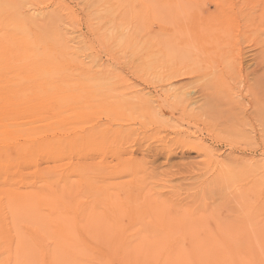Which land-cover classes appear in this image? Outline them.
I'll return each instance as SVG.
<instances>
[{
    "label": "rangeland",
    "instance_id": "1",
    "mask_svg": "<svg viewBox=\"0 0 264 264\" xmlns=\"http://www.w3.org/2000/svg\"><path fill=\"white\" fill-rule=\"evenodd\" d=\"M0 1V48L13 46L20 8L35 32L61 26L71 45L40 93L49 99L9 100L25 115L6 110L19 151L7 149L0 178V264H101L103 248L121 264L142 240L134 264L148 252L142 264H193L223 241L232 256L214 264H264V0ZM152 244L169 254L151 259Z\"/></svg>",
    "mask_w": 264,
    "mask_h": 264
},
{
    "label": "bare ground",
    "instance_id": "2",
    "mask_svg": "<svg viewBox=\"0 0 264 264\" xmlns=\"http://www.w3.org/2000/svg\"><path fill=\"white\" fill-rule=\"evenodd\" d=\"M221 2H222V0H220ZM219 1V2H220ZM226 2V0H223V2L222 3H225ZM245 2V1H244ZM260 2H261V0H260ZM228 3V2H227ZM231 3V2H230ZM257 3V2H256ZM238 4H239V2H238ZM241 4H243V3H241ZM241 4H239V5H241ZM250 4V3H249ZM225 5V4H224ZM223 5V6H224ZM247 5V4H246ZM256 5V4H255ZM222 6V5H221ZM221 6L219 7V9L221 8ZM232 7V6H231ZM241 7H242V5H241ZM6 7H5V5L3 4V2L2 1H0V11H4V10H6L5 9ZM224 8V7H223ZM229 8V7H228ZM221 11V10H220ZM247 11V10H246ZM32 11L30 10V12L29 11H26L25 10V8H20V9H16L15 10V15H16V20H17V26H16V30H15V32L14 33H12V38H14V41H13V46L12 47H10L9 49H5L4 47L3 48H0V178H5V176L3 175L4 173V171H3V165L4 164H7L9 161H10V159H9V157L11 156V155H13V154H11L10 152H13V149H15V152L19 149L18 148V146L17 147H14V145L13 146H9L8 145V143H7V139H9V135L11 134V133H13L14 132V122H12V121H10V122H8L7 121V119H6V110H7V108H9L10 109V111L12 110L11 108H13L14 110H16L15 108L16 107H18L19 105L21 106V104L19 103V102H16V101H13L12 103L11 102H9V100H11V99H20V98H22V99H38V98H50V94L48 93L47 95H45L48 91H49V84H50V75H51V71H50V69H52L54 66V64H57V63H59L61 60H62V58H61V55H62V53H65V50H67L68 48H70L71 47V45H70V43H69V41H68V39H67V36H65V34H64V32L65 31H63V27H61V26H58V27H56V28H54L53 30H51L52 31V33H50L49 35H48V33H43V32H35L34 31V29L32 28L33 27V18H31L29 15H31V14H33V12L31 13ZM222 12V11H221ZM230 12V11H229ZM28 13H29V15H28ZM224 13V12H223ZM239 13V12H238ZM241 13V12H240ZM245 15H246V13L247 12H243ZM243 13L242 14H239L238 16L240 17V18H242L243 17ZM220 14V13H219ZM226 14H227V12H226ZM231 14H233V12H231ZM231 14H229L230 16H232ZM237 15V14H236ZM32 16V15H31ZM214 16V15H213ZM220 16H222V15H220ZM233 16H234V14H233ZM237 16V17H238ZM250 16V15H249ZM249 16H247V17H249ZM254 16V15H253ZM222 17H224V16H222ZM221 17V18H222ZM226 17V16H225ZM246 17V16H245ZM251 17V16H250ZM220 18V17H219ZM220 18V19H221ZM229 18V19H228ZM217 19V18H216ZM223 19V18H222ZM252 19L253 18H251V20H249V22H251V23H253L251 26L252 27H254V22L252 21ZM234 20V19H233ZM238 20H239V18H238ZM254 20V19H253ZM224 21V22H223ZM223 21H222V23H224L223 24V26L225 27L226 25L227 26H229V23L232 21V18L231 17H228L227 16V19H223ZM236 21H237V19H236ZM246 20H243L242 21V23L243 22H245ZM248 21V20H247ZM210 22V21H209ZM208 22V23H209ZM238 22V21H237ZM36 24H38V22H36ZM213 24H215V23H213ZM243 24H245L246 25V23H243ZM40 25V24H39ZM214 26V25H213ZM217 27H219L218 25H216ZM241 26V25H240ZM244 26V25H243ZM246 26H248V25H246ZM250 26V25H249ZM249 26H248V28L247 29H249ZM250 26V27H251ZM201 28H202V26H200ZM206 27V26H205ZM36 28V27H35ZM63 28V29H62ZM207 28H209L208 26H207ZM210 28H213V29H215V27H210ZM33 29V30H32ZM37 30H39L38 29V27L36 28ZM220 29H221V26H220ZM250 30V29H249ZM254 30V29H253ZM41 31V30H40ZM223 31V30H222ZM227 31V29H225V31L224 32H226ZM255 31V30H254ZM253 31V32H254ZM245 32H246V29H245ZM255 33V32H254ZM211 34H213V33H211ZM210 35V34H209ZM216 35V34H215ZM213 37H216V36H213ZM210 38V37H209ZM217 38V40H218V37H216ZM3 39H5L4 37H0V41L1 40H3ZM213 39H215V38H213ZM212 39V40H213ZM221 40V39H220ZM219 40V41H220ZM218 41V42H219ZM217 42V41H216ZM17 54H21L19 57H22V59L24 60V62L23 63H19L18 61H19V57L17 58ZM43 87H45L46 88V93L44 94V95H41L40 93H41V91H43ZM180 94V93H179ZM179 94H177V95H179ZM184 96H182V97H185V93L183 94ZM19 99H18V101H19ZM31 100V101H32ZM39 100V99H38ZM12 101V100H11ZM20 101H22V100H20ZM36 102H37V100H35ZM44 101V100H43ZM26 103H27V101H25ZM34 102V101H33ZM41 102V101H40ZM50 102V101H49ZM23 103V102H22ZM25 103V104H26ZM51 103V102H50ZM31 104V103H30ZM32 105H33V103H32ZM45 105H47V104H45ZM25 106V105H24ZM31 106V105H30ZM39 105H36V107L37 108H39L38 107ZM15 107V108H14ZM22 107V106H21ZM20 107V108H21ZM32 107V106H31ZM42 107V106H41ZM40 107V108H41ZM43 107H45V106H43ZM33 108H35V107H33ZM49 108H51V107H48V110H49ZM25 109H26V106H25ZM24 109V110H25ZM43 109H45V108H43ZM47 110V109H46ZM8 111V110H7ZM19 111V110H18ZM13 112V111H11V113L13 112V113H18V114H16V115H14L13 113V118H15L14 116H16V118L17 117H19L20 115H25L23 112H27V111H23L22 113L23 114H20L19 115V112ZM33 111V110H32ZM39 111H40V109H39ZM43 111V110H42ZM45 111V110H44ZM43 111V112H44ZM51 111V110H50ZM9 112V111H8ZM30 112V111H29ZM36 112V111H35ZM43 112H42V114H43ZM11 113H9L8 114V116H10L11 115ZM46 113V112H45ZM45 113H44V115H45ZM40 115H41V112L39 113ZM46 114H48L49 115V111H48V113H46ZM52 114H53V112H52ZM27 115V114H26ZM28 116V115H27ZM36 116H37V114H36ZM50 116V115H49ZM48 116V117H49ZM21 118H22V116H20ZM50 117H52V116H50ZM53 118V117H52ZM51 119V118H50ZM17 120L19 121V119L17 118ZM16 120V121H17ZM21 120V119H20ZM29 120V119H28ZM44 122H48V120L47 121H44ZM52 122H53V120H52ZM35 123V122H34ZM36 123H38V121H36ZM34 124L35 126H37L38 128H39V126L37 125V124ZM19 125H20V123H19ZM19 125H16V127L17 126H19ZM25 125V124H24ZM28 125H29V123H27V128H28ZM31 125V124H30ZM41 125V124H40ZM45 125V124H44ZM49 125V124H48ZM32 126V125H31ZM26 128V127H25ZM25 128H23V127H20V129H18V130H20V131H22V129H25ZM40 129H42V128H40ZM39 129V136H42L41 134H43V133H41V131L43 132L44 130H40ZM46 129V128H45ZM51 129V128H50ZM35 130H38L37 128L35 129ZM47 130V129H46ZM19 131V132H20ZM25 131V130H24ZM24 131H22L23 133H24ZM26 132H28V131H26ZM51 131L49 130V133H50ZM41 133V134H40ZM45 133V132H44ZM17 134H18V132H17ZM30 134V133H29ZM45 134H47V133H45ZM12 135V134H11ZM24 135V134H23ZM26 135V134H25ZM24 135V136H25ZM33 135V134H32ZM37 135V134H36ZM36 135H35V137H36ZM37 135V136H38ZM13 136V135H12ZM15 136V138H16V136H18V135H14ZM13 136V137H14ZM6 137H8L7 139H6ZM31 137V136H30ZM36 139V138H35ZM38 139V138H37ZM43 139V138H42ZM42 139H40L41 141H42ZM18 140V139H17ZM44 140V139H43ZM11 141V143L13 142V140H10ZM15 141V140H14ZM21 141V140H20ZM46 141V140H45ZM29 142V141H28ZM27 142V143H28ZM44 142V141H43ZM43 142H41L40 144H41V146L42 145H44L43 144ZM51 142H53V140L52 141H50V146H52L53 147V145L54 144H52ZM189 142V141H188ZM195 142V141H194ZM35 143V146L37 147L38 145H37V143H39V142H34ZM194 144H196V143H194ZM18 145V144H17ZM21 145V144H20ZM26 146V145H25ZM24 146V147H25ZM28 146H29V144H28ZM32 146H33V144H32ZM31 146V147H32ZM192 146V145H191ZM9 147V148H8ZM21 147V146H20ZM27 147V146H26ZM39 147V146H38ZM50 148L49 146H48V148H50V149H48L49 150V152L51 153V155H52V151H53V148ZM189 147V146H188ZM18 148V149H17ZM23 148V147H22ZM46 148H47V146H46ZM194 148V147H193ZM192 148V149H193ZM7 149H11L10 150V152L8 151L7 152ZM26 149V148H25ZM39 149V148H38ZM41 149V148H40ZM42 149H44L45 150V152H48V151H46V149H45V146H44V148H43V146H42ZM51 149H52V151H51ZM32 150V149H31ZM19 151V150H18ZM18 151H17V153H18ZM24 151H26V152H30V150H24L23 149V152ZM36 151H38V150H35V155L34 156H36V153H38V152H36ZM33 153H34V149H33V151H32ZM31 152V153H32ZM131 152H133L132 150H131ZM22 153V150H21V152H20V154ZM31 153L28 155V157L31 155ZM9 154H11V155H9ZM9 157H8V156ZM13 156H15V154L13 155ZM18 155L16 154V158L15 159H17L18 157H17ZM34 156H33V158H34ZM41 156H42V154H41ZM41 156H40V158H41ZM45 156H47V155H45ZM31 157H32V155H31ZM38 157V156H37ZM48 157V156H47ZM51 157V156H50ZM7 158L9 159V161L7 162ZM20 158V157H19ZM30 158V157H29ZM28 158V159H29ZM32 158H30L29 160H31ZM35 159V158H34ZM33 159V160H34ZM12 160V159H11ZM17 161H19L20 162V159H17ZM17 161H14V163L16 162V163H18ZM25 161V160H24ZM35 161V160H34ZM36 161H37V159H36ZM6 162V163H5ZM12 163H13V160L11 161ZM39 161H37V163H38ZM35 163V162H34ZM36 163V164H37ZM9 164V163H8ZM35 165V164H34ZM33 165V167H37V166H34ZM13 167L15 166V164L14 165H12ZM6 167V166H5ZM10 168H11V166H10ZM17 168H18V165H17ZM16 168V169H17ZM20 169H22V168H20ZM35 169V168H34ZM37 169L39 170V168L37 167ZM36 169V170H37ZM9 170V169H8ZM27 171L29 170V168L28 169H26ZM25 170V171H26ZM38 170L36 171V174L38 173V175H41L43 172L42 171H40V172H38ZM23 171V170H22ZM21 171V172H22ZM11 172H14V170H12ZM10 172V173H11ZM29 172H32L31 171V167H30V171H28V174H29ZM33 172H34V170H33ZM32 172V173H33ZM42 172V173H41ZM41 173V174H40ZM15 174V173H14ZM21 174V173H20ZM36 174H32L33 176L35 175V177H36ZM45 175V174H44ZM9 176V175H8ZM12 176H13V174H12ZM16 176H17V174H16ZM24 176H25V174H24ZM23 176V173H22V177H24ZM42 176H43V174H42ZM41 176V177H42ZM10 177V176H9ZM17 177H20V175L19 176H17ZM21 177V178H22ZM34 177V178H35ZM40 177V176H39ZM40 177V178H41ZM45 177V176H44ZM25 178V177H24ZM24 178H22V181H23V179ZM29 178V177H28ZM38 178V177H37ZM36 178V179H37ZM6 179V178H5ZM9 179H11L10 181L13 183L14 181H15V177H14V179L12 178V177H10ZM19 179V178H18ZM30 179H32V176H30ZM35 179V180H36ZM39 179V178H38ZM12 180H14V181H12ZM27 180V179H26ZM33 180V179H32ZM1 181H2V179H1ZM9 181V182H10ZM4 182V181H3ZM7 182V181H6ZM19 182H20V180H19ZM16 184V183H15ZM0 185L2 186L3 185V183H0ZM14 185V184H13ZM4 186V185H3ZM2 186V187H3ZM7 186V185H6ZM9 186V185H8ZM7 186V187H8ZM15 186V185H14ZM23 186V185H22ZM1 187V188H2ZM17 188H19V186H18V184H17V186H16ZM21 187V186H20ZM1 188H0V190H1ZM11 188H12V185H11ZM15 188V187H14ZM13 190V189H12ZM19 190V189H18ZM30 190V189H29ZM29 190H26L27 192H29ZM2 191V190H1ZM25 192V191H24ZM4 193V192H3ZM6 193V192H5ZM9 193V192H8ZM11 193V192H10ZM9 193V194H10ZM13 193V192H12ZM11 193V195L12 196H15V195H13ZM15 193H16V191H15ZM31 193V192H30ZM7 194V193H6ZM17 194H18V191H17ZM8 195V194H7ZM10 195V196H11ZM24 195V194H23ZM28 196V195H27ZM16 197H19V195H17ZM22 197V196H21ZM24 197H25V195H24ZM23 198V197H22ZM27 198V197H26ZM25 198V199H26ZM31 198V197H30ZM30 198L28 197L27 199H29L30 200ZM26 201V200H25ZM30 202V201H29ZM32 204L31 205H33L34 203L33 202H31ZM121 228H123L124 229V227H121ZM120 227L119 228H117V229H121ZM123 229H122V231H123ZM119 230H117L118 232H119ZM126 230H128V229H126ZM121 231V230H120ZM123 233H124V231H123ZM127 233V232H126ZM125 233V234H126ZM117 234V233H116ZM118 234H120V233H118ZM118 234L116 235V236H118ZM128 234V233H127ZM126 234V235H127ZM130 234V233H129ZM128 234V235H129ZM122 235H124V234H122ZM125 235V236H126ZM138 235H140L139 233H138ZM135 236V235H134ZM121 237H123V236H121ZM118 238V237H117ZM130 238V237H129ZM124 238H122V240H123ZM143 239H145V238H143ZM118 240V239H117ZM120 240V239H119ZM127 240H129V239H127ZM145 240H148L149 241V239H145ZM160 240V239H159ZM214 240V239H213ZM113 241H115V239L113 240ZM121 241H119V243H120ZM123 242H124V240H123ZM132 241L130 240V242H127V241H125V244L123 243V245H125L126 246V244H128V243H131ZM135 242V241H134ZM164 242H166V241H163V243ZM174 242V241H173ZM224 242V241H223ZM223 242H220L221 243V245H219V248H224L223 249V251H222V253L221 254H225V256L224 255H221V254H219V256L218 255H216V253L218 254V251L216 252V253H214V251H212L211 252V250L212 249H210V254L211 253H213V254H211V255H209L208 254V251L206 250V254H205V257L204 256H199L197 253H195L196 255H197V257H199V260H200V262H204L203 264H214L213 262H212V260L214 261H218V262H220V261H222L221 259L223 258V260H225V257H226V259L228 260V253L230 254L231 252H226V250H227V246L225 247V245L223 246ZM230 242V241H229ZM229 242L227 243V241H226V244H229ZM98 243V242H97ZM97 243H96V246L99 248V246H104V244L103 245H97ZM118 243V242H117ZM119 243H118V245H119ZM136 243V242H135ZM134 243V244H135ZM142 243H143V240H142ZM142 243L140 242V244H139V242L138 243H136V245L138 246H136V248H140L141 246H143L142 245ZM145 243V242H144ZM143 243V244H144ZM155 243V242H154ZM163 243L161 242V245L160 246H164V248H165V246H167V244L169 245L170 243L169 242H166L164 245H163ZM219 243V242H218ZM217 242L216 243H214V244H218ZM219 243V244H220ZM231 243H233V242H231ZM230 243V244H231ZM99 244V243H98ZM132 244V243H131ZM133 244V245H134ZM213 245L211 242L208 244V248L211 246V245ZM235 244H237V243H235ZM108 245V244H107ZM106 245V246H107ZM117 245V244H116ZM118 245H117V247H118ZM130 245V244H129ZM129 245H127V247L129 246ZM133 245H131V246H129L130 247V251L129 250H127V249H129V247L127 248V247H125L124 249H125V251H124V249L122 248V246L121 245H119V246H121L120 248L121 249H123V252H122V255L124 256V258L122 259L121 258V264H132L133 263V257H131V259H129L130 258V256H132L133 255V247L135 248V245L133 246ZM150 245V244H149ZM153 246H150V250H151V248H153L152 250L153 251H155L156 250V248H157V250L155 251V255L153 254V257L151 256L150 258L151 259H154L155 257L154 256H156L157 255V251L159 250V252L160 251H162V250H165L163 247H162V249H159V248H161L160 246H158L159 244H152ZM154 245H156V246H158V247H156L155 248V246ZM171 245V244H170ZM181 245V244H180ZM234 245V244H233ZM186 246V245H185ZM218 246V245H217ZM240 246V245H239ZM89 247V246H88ZM94 247V245L92 246V250L95 248H93ZM96 247V248H97ZM105 247V246H104ZM116 246H115V244H114V248H115ZM124 247V246H123ZM179 247V246H178ZM181 247H183V245H181ZM96 248L93 250L95 253L97 252L96 251ZM119 248V247H118ZM184 248V247H183ZM183 248H178V250H176V251H179V249H183ZM211 248H212V246H211ZM91 249V248H90ZM101 249V248H100ZM110 249H112V248H110ZM116 250H118L117 248H115ZM131 249H133V250H131ZM155 249V250H154ZM229 249V248H228ZM235 249V248H234ZM239 249H241V248H239ZM127 250V251H126ZM139 250H141L142 251V248H140ZM143 250H145V248L143 249ZM151 250V251H152ZM173 250H174V248H173ZM184 250V249H183ZM183 250H181L182 252V254H183ZM189 250V249H188ZM247 250V249H246ZM100 251V250H99ZM99 251H98V253H96L97 255L98 254H109L108 253V251H107V253H106V249H104L103 248V251H105V252H103L102 251V249H101V251H102V253L100 252L99 253ZM121 251L122 250H120V254H121ZM136 251V250H135ZM147 252H148V249L146 250ZM166 252H167V250H165ZM234 250H232V252H233ZM114 252V253H113ZM130 252H132L131 254H128V253H130ZM140 251H138V253H139ZM159 252H158V255H157V257L159 256ZM164 252V251H163ZM184 252L185 253H187L185 250H184ZM189 252V251H188ZM220 252H221V250H220ZM223 252H225V253H223ZM238 252V251H237ZM244 252V251H243ZM111 253H113L112 255H114L116 252L113 250ZM125 253H127V255H128V258H125ZM141 253V252H140ZM168 253V252H167ZM242 253V252H241ZM245 253V252H244ZM248 253V251L245 253V254H247ZM105 254H104V256H105ZM117 254H118V252H117ZM143 255H144V253H142ZM161 254H162V252H161ZM164 254H165V252H164ZM164 254H162V256L164 255ZM169 254V253H168ZM175 254V253H174ZM194 254V253H193ZM217 256V258H214L213 256H215V255ZM240 254V253H239ZM238 254V255H239ZM243 254V253H242ZM244 254V255H245ZM74 255H76V254H74ZM100 255V256H101ZM110 255V254H109ZM135 255L138 257V255L135 253ZM149 256V252H148V254H146V256ZM152 255V254H151ZM172 255V254H171ZM186 256H187V258H189L190 257V255H189V253L188 254H185ZM227 255V256H226ZM231 256H232V254H230ZM236 255V254H235ZM80 256H83V255H79V257ZM100 256H98L99 258H100ZM103 256V255H102ZM101 256V257H102ZM102 257V261H101V264H103V262L105 263V264H112V262H113V260H114V256L113 257H111V256H109L110 257V259H108L109 257L107 256V258L106 257ZM117 256V255H116ZM121 256V255H120ZM135 256V257H136ZM142 256V255H141ZM146 256H144V259L146 258ZM161 256V255H160ZM170 255H167L166 254V257L164 258L165 259V261H163V263L164 264H168V263H172L173 261H175V263H177V264H179V263H181L183 260H186V259H184V254H183V260H181L180 262L178 261L179 260V258H180V256L181 255H179V257L178 256H176V257H178L177 259L176 258H174V260H172V261H170L171 259H173L172 258V256L171 257H169ZM189 256V257H188ZM221 256H222V258H221ZM78 257V256H77ZM92 257H94V256H92ZM96 257V256H95ZM136 257V258H137ZM171 258V259H169V258ZM182 257V256H181ZM191 257H193L192 255H191ZM195 258H190L189 259V261L190 260H194V262H195V259L197 258L196 256H194ZM203 257V258H202ZM210 257V259H208ZM220 257V259H218ZM247 257V256H246ZM245 257V258H246ZM104 258H106L107 259V261L108 260H111L112 258V262L111 261H109V263L108 262H105L106 261V259H104ZM117 258V257H116ZM143 257H141V259H142ZM150 258H148V261L149 260H151ZM208 259V261L206 262L205 261V259ZM231 258V257H230ZM234 258V257H233ZM236 258V257H235ZM241 258H243V257H241ZM92 260H97V257L94 259V258H91ZM90 259V260H91ZM101 259V258H100ZM103 259H104V261H103ZM139 259V258H138ZM144 259H143V261L142 262H144ZM157 258H155V260H156ZM163 259V260H164ZM181 259V258H180ZM238 259V258H237ZM248 259V258H247ZM129 260H132V263L129 261ZM159 260V259H158ZM169 260V261H168ZM176 260L178 261V262H176ZM188 260V259H187ZM197 260V259H196ZM204 260V261H203ZM211 260V262H209ZM233 260V259H232ZM231 260V261H232ZM250 260V259H249ZM146 261V260H145ZM153 260H151V261H149V263H151ZM162 261V260H161ZM198 261V260H197ZM96 263H97V261H95ZM136 262H138V260L136 261ZM142 262H139V263H141L142 264ZM157 262V261H156ZM155 262V263H156ZM158 262H160V260L158 261ZM168 262V263H167ZM186 262V261H185ZM194 262H193V264H194ZM199 262V261H198ZM198 262H196V263H198ZM218 262H217V264H218ZM233 262V261H232ZM235 262V261H234ZM238 262V261H237ZM248 262H250V261H248ZM120 263V262H119ZM153 263H154V261H153ZM154 263V264H155ZM174 263V262H173ZM187 263H188V261H187ZM186 263V264H187ZM242 263V262H241ZM241 263H238V264H241ZM99 264H100V262H99ZM134 264V263H133ZM138 264V263H137ZM144 264V263H143ZM146 264V263H145ZM148 264V263H147ZM158 264H160V263H158ZM182 264V263H181ZM185 264V263H184ZM188 264H190V263H188ZM192 264V263H191ZM231 264H234V263H231ZM249 264V263H248ZM253 264V263H252Z\"/></svg>",
    "mask_w": 264,
    "mask_h": 264
}]
</instances>
